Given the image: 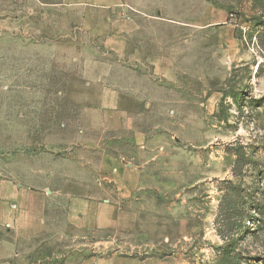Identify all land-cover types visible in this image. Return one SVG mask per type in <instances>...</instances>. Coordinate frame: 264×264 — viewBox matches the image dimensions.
<instances>
[{"label": "rangeland", "instance_id": "rangeland-1", "mask_svg": "<svg viewBox=\"0 0 264 264\" xmlns=\"http://www.w3.org/2000/svg\"><path fill=\"white\" fill-rule=\"evenodd\" d=\"M107 154L140 166L129 228H76ZM0 175L53 192L36 237L0 228L14 264H264V0H0Z\"/></svg>", "mask_w": 264, "mask_h": 264}, {"label": "crops", "instance_id": "crops-1", "mask_svg": "<svg viewBox=\"0 0 264 264\" xmlns=\"http://www.w3.org/2000/svg\"><path fill=\"white\" fill-rule=\"evenodd\" d=\"M64 4L73 8H87L112 4V0H63ZM120 93L106 90L102 96L105 110L119 107ZM115 116H123L122 111L113 112ZM120 120V118H119ZM118 122V121H117ZM133 140L137 147H146V134L135 131ZM97 151V148L94 149ZM105 151V150H104ZM106 153V152H105ZM102 173L94 178L97 186L93 194L71 197L67 203L66 219L68 224L85 231L114 232L128 230L129 218L120 201L137 192L141 184L140 166L127 161L125 157L107 154L101 161ZM106 185L109 186L108 194ZM111 194L113 196H111ZM115 195V196H114ZM53 192L38 188H30L23 183L0 175V228L11 230L15 237L27 240L41 233L47 218L48 203ZM111 239V236L108 237ZM104 244L101 252L90 257L87 264H144L140 260L124 257L118 251L109 252L112 241H98ZM3 247L12 244L2 243ZM15 246H13L14 248ZM16 248V247H15ZM5 251L0 254V264H14L12 256Z\"/></svg>", "mask_w": 264, "mask_h": 264}]
</instances>
